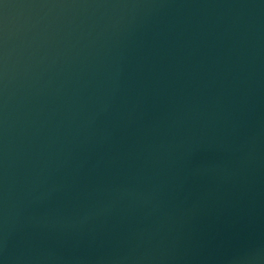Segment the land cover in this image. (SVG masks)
<instances>
[{
	"label": "water",
	"instance_id": "obj_1",
	"mask_svg": "<svg viewBox=\"0 0 264 264\" xmlns=\"http://www.w3.org/2000/svg\"><path fill=\"white\" fill-rule=\"evenodd\" d=\"M0 264H264V0H0Z\"/></svg>",
	"mask_w": 264,
	"mask_h": 264
}]
</instances>
